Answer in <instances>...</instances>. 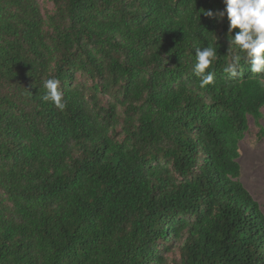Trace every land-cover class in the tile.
Listing matches in <instances>:
<instances>
[{
    "label": "trees",
    "instance_id": "16d2710c",
    "mask_svg": "<svg viewBox=\"0 0 264 264\" xmlns=\"http://www.w3.org/2000/svg\"><path fill=\"white\" fill-rule=\"evenodd\" d=\"M50 1L0 0V264H264L239 161L264 72L223 0Z\"/></svg>",
    "mask_w": 264,
    "mask_h": 264
},
{
    "label": "clouds",
    "instance_id": "9594fccd",
    "mask_svg": "<svg viewBox=\"0 0 264 264\" xmlns=\"http://www.w3.org/2000/svg\"><path fill=\"white\" fill-rule=\"evenodd\" d=\"M226 8L218 15L223 18L227 15L229 32L239 28L234 38H231L229 52L235 45L251 64L253 73L264 72V0H223ZM205 15L213 17L211 10ZM216 59V51L213 47L196 49L195 75L200 77V86L205 87L214 82V72L209 70ZM237 62L239 57L234 58ZM225 72L236 75L234 64H229ZM47 90L42 99L51 101L57 108L63 110L66 106L63 92L60 90V81L55 78L47 79L43 83Z\"/></svg>",
    "mask_w": 264,
    "mask_h": 264
},
{
    "label": "rangeland",
    "instance_id": "374dc122",
    "mask_svg": "<svg viewBox=\"0 0 264 264\" xmlns=\"http://www.w3.org/2000/svg\"><path fill=\"white\" fill-rule=\"evenodd\" d=\"M41 4L52 6L50 0H39ZM264 114V109H263ZM261 124L249 121V129L240 141L241 181L264 212V137L260 127L264 128V116Z\"/></svg>",
    "mask_w": 264,
    "mask_h": 264
}]
</instances>
